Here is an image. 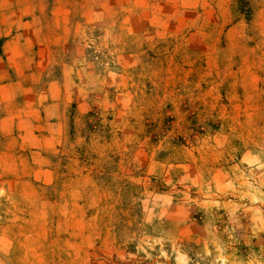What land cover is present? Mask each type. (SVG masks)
Instances as JSON below:
<instances>
[{
	"label": "rangeland",
	"instance_id": "1",
	"mask_svg": "<svg viewBox=\"0 0 264 264\" xmlns=\"http://www.w3.org/2000/svg\"><path fill=\"white\" fill-rule=\"evenodd\" d=\"M0 264H264V0H0Z\"/></svg>",
	"mask_w": 264,
	"mask_h": 264
}]
</instances>
